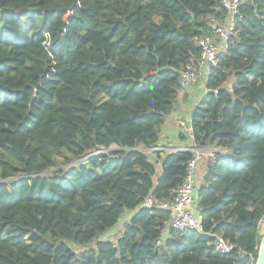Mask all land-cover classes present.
I'll list each match as a JSON object with an SVG mask.
<instances>
[{
    "label": "trees",
    "instance_id": "1",
    "mask_svg": "<svg viewBox=\"0 0 264 264\" xmlns=\"http://www.w3.org/2000/svg\"><path fill=\"white\" fill-rule=\"evenodd\" d=\"M226 18L221 0H0V264H255L264 0H240L190 113L195 142L226 149L194 192L203 232L168 229L169 212L147 204L184 180L192 152L148 149L164 146L179 70Z\"/></svg>",
    "mask_w": 264,
    "mask_h": 264
},
{
    "label": "built area",
    "instance_id": "2",
    "mask_svg": "<svg viewBox=\"0 0 264 264\" xmlns=\"http://www.w3.org/2000/svg\"><path fill=\"white\" fill-rule=\"evenodd\" d=\"M223 7L227 9V18L224 23L212 21V32L202 36L197 40V46L201 51L200 60L191 59L178 72V83L181 88L190 86L197 78L198 74L204 77L210 72V67L215 65L220 53L228 48L229 39L233 36L235 30L234 15L237 12L240 0H221ZM189 135L187 145L175 146L173 150H164L163 147L149 148L151 153L155 151H190L192 158L187 163L186 175L181 185H179L171 200L158 201L147 199V204L155 203L169 212V218L165 221V227L168 229L184 230L194 229L197 232H203L201 215L193 209L194 192L199 182V171L201 163L212 159L216 152H225L226 149L217 145L200 146L195 142L188 125L185 128ZM161 239L157 240V244ZM216 251L220 253H229L233 250V245L227 242L223 237L216 236L214 241Z\"/></svg>",
    "mask_w": 264,
    "mask_h": 264
},
{
    "label": "crops",
    "instance_id": "3",
    "mask_svg": "<svg viewBox=\"0 0 264 264\" xmlns=\"http://www.w3.org/2000/svg\"><path fill=\"white\" fill-rule=\"evenodd\" d=\"M205 91L204 87V76L198 74L196 80L188 87L182 88L177 97L175 107L171 110L165 117V123L161 129L160 142L164 144L162 146L164 150H173L178 148L175 146H182L187 141L183 142L179 133L186 132L185 128L188 126V121L190 120V113L194 104H196L202 97ZM186 145V144H185ZM205 162V161H204ZM203 163H201L199 177L204 170ZM195 198V195H194ZM193 209L197 210L195 199L193 201ZM264 223V218L261 220L259 225L260 234L262 229V224ZM264 235V234H263Z\"/></svg>",
    "mask_w": 264,
    "mask_h": 264
},
{
    "label": "rangeland",
    "instance_id": "4",
    "mask_svg": "<svg viewBox=\"0 0 264 264\" xmlns=\"http://www.w3.org/2000/svg\"><path fill=\"white\" fill-rule=\"evenodd\" d=\"M127 216H124L121 218L120 222L118 223V225L113 228L112 230H110L107 234L104 235L105 238H111V239H116L117 235H118V232L120 230V228L122 227L123 225V222L125 221ZM262 231H261V235L264 234V223L262 224V227H261Z\"/></svg>",
    "mask_w": 264,
    "mask_h": 264
},
{
    "label": "water",
    "instance_id": "5",
    "mask_svg": "<svg viewBox=\"0 0 264 264\" xmlns=\"http://www.w3.org/2000/svg\"><path fill=\"white\" fill-rule=\"evenodd\" d=\"M255 264H264V235H262L260 239V246Z\"/></svg>",
    "mask_w": 264,
    "mask_h": 264
}]
</instances>
